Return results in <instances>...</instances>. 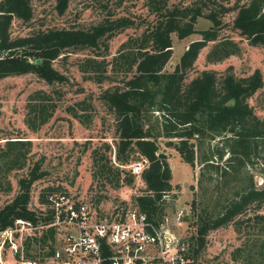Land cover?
Listing matches in <instances>:
<instances>
[{"label":"rangeland","instance_id":"obj_1","mask_svg":"<svg viewBox=\"0 0 264 264\" xmlns=\"http://www.w3.org/2000/svg\"><path fill=\"white\" fill-rule=\"evenodd\" d=\"M212 1H217L230 10L223 16L217 15L221 22L217 27L218 39H229L237 43L240 53L221 62H208L206 58L213 46V43H209L199 52L193 67L185 72V82H190L203 71L213 72L220 79L227 73L228 68L237 77L249 76L255 69H259L263 77V87L247 103L253 114L264 120V48L249 45L233 29L237 13L233 8L247 0H169V8L197 4L202 7L204 16L197 20L194 34L182 40L175 33L171 34V53L164 70L171 72L188 46L201 39L199 33L212 26L205 18L211 10H218ZM54 7V0H33L32 18L28 22L13 20L10 37L23 38L37 31L51 29L88 30L107 18L114 20L127 17L135 25L108 41L107 49L104 44H100L95 50H68L63 58L55 60L54 69L66 78L63 83L50 85L34 74L0 80V209L19 194L18 181L26 177L34 165H39V172L43 176L30 186L28 208L31 212L37 213L45 209L40 203V195L46 188H51L53 192H67L88 204L95 218L117 214L120 216L123 211L136 207L134 197L143 194L144 183L137 176L131 184H126L125 173L121 174L118 184L109 182V178L99 176L97 167L93 165V158L104 156L110 160L108 166H117L114 159L118 140L115 120L99 96L107 88L122 86L123 73H113L109 67L107 75L111 79L97 83L82 73L79 67L82 60L87 58L104 60L112 66L111 62L121 50L122 44L130 38L140 36L155 23L157 16L149 12L146 0H74L68 4L62 15ZM217 12L220 13L219 10ZM31 96H34L32 100ZM31 101L34 105H54L53 116L47 121L35 117L29 112ZM144 120L145 128H151L153 134L161 129L158 113L151 112ZM218 140L220 139L211 143L205 141L201 149L196 147L197 140H191L195 144V161L192 165L185 163L176 150L168 145V139L161 136L156 140L158 153L164 154L172 174V191L162 198L163 214L173 217L182 208L184 213L181 232L184 231L187 237L196 234L198 216L204 217L206 213L217 214L225 200L233 197L242 186L252 184L258 189L264 186V149H259L263 153L253 151L245 158L241 156L228 161L232 156L229 153L230 142L225 144ZM6 141L23 142L17 145V150L10 153L17 157L13 164L1 160ZM173 142L176 143L177 140L174 139ZM258 144L261 145L259 142ZM106 145L110 151L105 149ZM220 153L223 157L218 160ZM200 155L208 160L212 158L213 163L218 166L217 169H208L201 185L198 184V179L202 165L196 158ZM137 157L130 151L128 165L120 166L121 170L128 172L130 165L139 162ZM224 170L226 173H223ZM193 201L195 206H192ZM253 209L255 206L252 205L245 216L240 217L245 221L241 225L230 224L211 230L205 237V249L197 255L194 264H264V254L262 256L261 253L264 251V227L253 221H246L247 218L263 214L264 211L260 208ZM13 228L19 231L15 232ZM11 230L12 243L9 242V235H0V264H21L16 255H10L11 246L19 245L20 240L33 236L32 228L24 221L14 222ZM60 234L58 230L53 239L47 240L42 247V253L37 252L38 245L35 247V243L31 244L27 253L37 254V264H53L49 252L51 247L52 252L58 249ZM246 253L252 259L251 262L246 261ZM24 254L22 250L20 258Z\"/></svg>","mask_w":264,"mask_h":264},{"label":"trees","instance_id":"obj_2","mask_svg":"<svg viewBox=\"0 0 264 264\" xmlns=\"http://www.w3.org/2000/svg\"><path fill=\"white\" fill-rule=\"evenodd\" d=\"M32 1H0V80L34 74L50 85L63 83L66 78L54 69L55 60L63 58L68 50H95L100 44H104L107 49L108 41L135 25L127 17L114 20L107 18L88 30L51 29L12 39L10 28L13 20L28 22L32 18ZM71 1L74 0H54L56 12L62 15ZM168 2L169 0H146L149 12L157 16L155 23L140 36L130 38L122 44L121 50L111 62L112 66L104 60L87 58L82 60L79 67L82 73L97 83L111 79L107 75L109 67L113 73H123L122 86L107 88L99 96L115 120L118 140L114 159L117 166H108L110 160L104 156L94 157L93 165L97 167L100 177L109 178L107 181L118 184L121 174L125 173L126 184H131L137 176L131 170L124 172L120 166L128 165L130 151L138 156V161L145 159L148 165L139 175L144 183L143 194L135 196L134 203L146 215L147 220L152 222L158 221L163 215L162 198L172 191L171 169L164 154L158 153V137L168 139V145L190 165L195 161V144L191 140H197L196 147L199 149L205 141L211 143L218 138L225 144L230 142L229 153L232 156L228 161L241 156L245 158L253 151L263 153L259 149H264V120L257 118L247 103L263 87V77L259 69H255L249 76L237 77L228 68L227 73L220 79L213 72L203 71L190 82H185V72L193 67L199 52L209 43H213V46L206 58L208 62H221L240 53L237 43L229 39H218L217 27L221 22L217 15L223 16L230 10L219 2L212 1L220 11L218 13V10H211L205 16L212 26L200 32L201 39L191 43L175 68L166 72L164 68L172 47L171 34L175 33L179 40L194 34L197 20L204 16L202 7L197 4L169 8ZM233 9L237 10L233 29L249 45L264 48V0H247ZM31 103L32 101L29 112L41 121H47L53 116L54 105ZM151 112L158 113L161 118V129L157 134H153L151 128H145L144 119ZM74 116L77 117V114L74 113ZM174 139L177 140L176 143L173 142ZM20 143L23 142H4L5 149L1 152V160L13 164L17 157L10 153L17 150ZM105 149L111 150L107 145ZM222 157V153L218 154V160ZM196 158L202 165L198 179V184L201 185L208 169H217L218 166L213 163L212 158L208 160L202 155ZM39 168V165H34L27 176L18 181L19 194L0 209V233L12 228L16 221L38 227L53 219L46 200V196L53 192L51 188H46L40 195V203L46 207L44 212H31L28 208L30 186L43 176ZM252 205L255 206L253 211L259 208L264 211V186L259 189L252 184L242 186L233 197L225 200L217 214L206 213L204 217L198 216L196 234L189 236V243L194 248V259L205 249V237L211 230L230 224L241 225L245 221L240 217L245 216ZM192 206H195L194 201ZM246 221H253L264 227V213L255 214ZM54 235L55 230L48 228L35 231L32 238L25 237L22 242L24 258L34 260L37 254L27 253L31 244L35 243V247L38 245L37 252L40 254L43 252V245L50 238L53 239ZM51 253L52 247L49 254ZM261 253L263 256L264 251ZM245 255L246 261L251 262L252 259L247 253Z\"/></svg>","mask_w":264,"mask_h":264},{"label":"built area","instance_id":"obj_3","mask_svg":"<svg viewBox=\"0 0 264 264\" xmlns=\"http://www.w3.org/2000/svg\"><path fill=\"white\" fill-rule=\"evenodd\" d=\"M147 165L141 159L129 168L133 175L139 176ZM46 200L53 216L50 223L38 227L24 223L32 228L33 236L35 231L48 228H53L55 234L60 230L59 247L49 257L53 264H194V248L189 237L181 232L182 208L173 217L163 214L152 222L136 207L120 216L95 218L88 204L67 192H52ZM45 210L46 207L41 211ZM11 229L0 233L9 235L10 243L12 231H19ZM22 242L12 244L10 255H16L21 264H37L36 258H20Z\"/></svg>","mask_w":264,"mask_h":264}]
</instances>
